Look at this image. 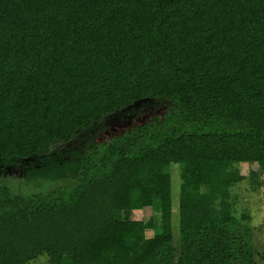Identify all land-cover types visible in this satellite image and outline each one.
Segmentation results:
<instances>
[{
  "label": "trees",
  "instance_id": "16d2710c",
  "mask_svg": "<svg viewBox=\"0 0 264 264\" xmlns=\"http://www.w3.org/2000/svg\"><path fill=\"white\" fill-rule=\"evenodd\" d=\"M246 180L264 188V0H0V264L264 261Z\"/></svg>",
  "mask_w": 264,
  "mask_h": 264
},
{
  "label": "rangeland",
  "instance_id": "374dc122",
  "mask_svg": "<svg viewBox=\"0 0 264 264\" xmlns=\"http://www.w3.org/2000/svg\"><path fill=\"white\" fill-rule=\"evenodd\" d=\"M257 167L254 165L252 168L246 164L240 165V171L243 175L248 176L250 170H256ZM172 223L173 228L178 227V200H179V184L180 180L177 175L178 170L176 166H172ZM5 183L8 184L12 190L16 191L18 189L29 192L33 191V186H24L22 180L14 176L4 178ZM257 181L261 179L257 178ZM250 181L246 180L231 189L232 201H233V212L235 217L252 230L254 234V246L256 249L264 253V188L254 185L250 187ZM32 187V188H31ZM31 188V189H30ZM253 189V190H252ZM45 190V187L40 188L39 191ZM152 215V210L150 207L144 208L138 211H132L129 214V218L132 220H141L146 222ZM246 216V220L243 218ZM248 218V219H247ZM174 231V232H175ZM146 237L150 238L153 232L150 230L146 231ZM177 234V233H175ZM177 237V236H176ZM175 237V238H176ZM255 264H264L263 259L260 256L255 257ZM28 264H50L45 256L39 257L36 261L30 262Z\"/></svg>",
  "mask_w": 264,
  "mask_h": 264
}]
</instances>
